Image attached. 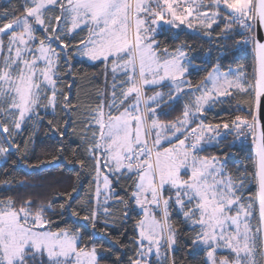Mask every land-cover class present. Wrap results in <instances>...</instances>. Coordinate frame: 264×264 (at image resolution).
<instances>
[{
	"label": "snow or ice",
	"instance_id": "1",
	"mask_svg": "<svg viewBox=\"0 0 264 264\" xmlns=\"http://www.w3.org/2000/svg\"><path fill=\"white\" fill-rule=\"evenodd\" d=\"M22 9L19 15L16 9L0 12V157L20 151L16 137L24 125L39 121V108L55 110L60 62L67 57L70 70L71 41L87 29L75 54L102 62L112 83L110 97L101 99L93 116L99 135L93 131L91 138L82 137L94 162L95 202H84L91 205L88 214L81 217L72 209L71 215L94 230L103 216L100 231L125 247L106 231L112 216L107 206L114 192L111 177H125L132 180L130 195L115 197L116 202L124 206V219L133 204L141 214L130 264H152V257L156 264H176L170 255L178 243L173 212L195 233L191 246L204 252L203 264H264V41L257 34L264 28V0H23ZM221 24L224 39L235 33L237 48H252L254 82L217 65L194 87L185 79L193 67L188 53L182 46L161 49L158 37L183 29L211 36ZM237 93L249 97L250 120L237 115L206 122L209 108ZM63 95L69 109L68 95ZM181 101V115L164 119ZM249 136L254 173L234 179L227 169L229 153L201 155L208 146L223 152ZM76 163L88 166L84 159ZM248 182H255L257 191L245 204ZM68 207L67 201L61 203L60 214ZM55 211L53 201L34 207L28 199L18 207L12 197L0 200V264H102L110 249L97 245L93 235L84 242L79 229L52 230ZM221 248L232 256L217 259ZM119 260L117 254L114 264Z\"/></svg>",
	"mask_w": 264,
	"mask_h": 264
},
{
	"label": "trees",
	"instance_id": "2",
	"mask_svg": "<svg viewBox=\"0 0 264 264\" xmlns=\"http://www.w3.org/2000/svg\"><path fill=\"white\" fill-rule=\"evenodd\" d=\"M23 0H0V12L5 9H16V15L22 12ZM220 27L214 26L211 36H205L203 31H191L183 29L179 32L170 30L163 32L158 39L162 41L161 49L168 47L173 50L183 47L188 53V58L193 65V71L186 75L192 86H196L203 80L212 68L219 66L222 70L237 68L243 73L244 81L254 82L255 59L252 48L240 49L236 47V40L240 37L235 33L229 34L224 39L220 33ZM43 35L42 31L39 33ZM87 29L79 32L71 41L69 55L73 56L69 65L65 63L67 57L61 60L60 83L55 110L51 107L39 108L40 119L35 124L24 125L21 133L16 137L20 151L13 149L0 163V200L12 197L17 206L25 200L31 199L33 206L53 201L56 206L55 213H51L53 220L52 230L71 228L79 229L87 242V237L93 235L97 245H103L110 249L103 255L102 264H114L117 254L120 257L119 264H130L129 257L136 254L134 239L137 236L136 223L141 218L138 209L132 205V211L124 219V206L116 202L115 197L127 199L132 188V180L121 177L117 181L113 176V198L109 199L107 206L112 216L107 217L109 227L106 229L111 237H119L125 247L115 243L109 236H105L100 229L104 228L103 216L97 229L80 217L71 215L72 209L81 211V217L90 212L91 205L85 207L86 201L95 202L94 162L88 160L87 143L82 142V137L91 138L93 131L97 136L98 127L93 124V116L101 103L105 87V70L102 62L88 63L75 58L74 53L81 39H86ZM64 93L68 95L69 109H65ZM249 97L244 93H237L234 97L224 99L223 103L210 108L206 115V122H220L234 119L237 115H249ZM181 102L175 105V110L170 112L166 120H175L182 113ZM90 125V126H89ZM63 133V135H61ZM232 136L228 137L231 141ZM252 138L248 137L244 143L238 141L231 148H224L223 152L215 146H208L201 153L204 156L217 155L223 157L224 152L229 153L227 169L233 178H239L241 174L254 173V161L252 153ZM55 157V159H53ZM86 160L87 167L82 168L76 160ZM73 188L76 189L73 192ZM245 189L250 197H255L257 186L255 182H248ZM71 193V199L67 194ZM103 197V199H102ZM104 200V196L100 197ZM68 202V210L60 214L59 205ZM256 218L258 219V205L256 206ZM172 222L177 229L178 243L175 252L170 254L175 258L176 264H203L205 254L200 249H193L191 239L195 235L177 213L173 212ZM256 220H253L255 225ZM152 264H156L152 257Z\"/></svg>",
	"mask_w": 264,
	"mask_h": 264
},
{
	"label": "rangeland",
	"instance_id": "3",
	"mask_svg": "<svg viewBox=\"0 0 264 264\" xmlns=\"http://www.w3.org/2000/svg\"><path fill=\"white\" fill-rule=\"evenodd\" d=\"M193 31H197V32H200L201 30H193ZM88 34V33H87ZM78 47V46H77ZM77 49V48H76ZM75 53H76V50H75ZM74 53V56H75V58H77V59H79V60H84V61H86V62H88V63H97V62H100V61H97V62H91V61H89L87 58H82V57H80L79 55H76ZM189 59V58H188ZM193 68L194 67H192V68H190V70H189V72L187 73V74H189L190 72H192L193 71ZM215 68V67H214ZM214 68H212V70L211 71H213V69ZM231 70H232V72H233V74H235V73H242L239 69H237V68H231ZM210 71V72H211ZM220 71H222V72H228L229 71V69L228 70H222V69H220ZM186 74V75H187ZM244 77V76H243ZM243 77H242V80H244L243 79ZM185 79L186 80H188V78L185 76ZM189 81V80H188ZM111 83H112V76H111V73L109 72V74H108V76H107V79H106V81H105V87H104V91H103V96H102V98H108V97H110V93H111ZM195 87V86H194ZM163 91H165V92H167L168 91V89L167 88H164L163 89ZM148 94L149 95H151V91H149L148 92ZM118 95H119V93H118ZM43 103L46 105L47 104V100L45 99L44 101H43ZM181 103H182V105H183V101H181ZM41 108H45V107H41ZM212 108V107H211ZM210 109V108H209ZM106 111H107V109H106ZM113 112L115 113V109H113ZM95 114V113H94ZM93 124L95 125V122H94V120H93ZM96 126V125H95ZM96 127H98V126H96ZM99 129V128H98ZM98 135H99V133H98ZM163 146L164 147H169L170 145L169 144H167L166 142L163 144ZM6 160V158L5 157H0V163H2V162H4ZM243 197H244V203L245 204H247L248 203V201H249V197H250V193H248L247 192V190L246 189H244V191H243ZM102 199H103V197H102ZM179 214V213H178ZM180 215V214H179ZM181 217H182V215H180ZM182 219H183V217H182ZM188 226H190L188 223H186ZM254 225V224H253ZM232 256V254L230 253V251L228 250V249H226V248H221V249H218V251H217V259H219V258H221V257H231Z\"/></svg>",
	"mask_w": 264,
	"mask_h": 264
},
{
	"label": "water",
	"instance_id": "4",
	"mask_svg": "<svg viewBox=\"0 0 264 264\" xmlns=\"http://www.w3.org/2000/svg\"><path fill=\"white\" fill-rule=\"evenodd\" d=\"M258 38L262 41H264V28L257 30ZM255 59V55H254ZM255 71H256V61H255V68H254V77H255ZM261 124L264 125V109L261 111Z\"/></svg>",
	"mask_w": 264,
	"mask_h": 264
},
{
	"label": "built area",
	"instance_id": "5",
	"mask_svg": "<svg viewBox=\"0 0 264 264\" xmlns=\"http://www.w3.org/2000/svg\"><path fill=\"white\" fill-rule=\"evenodd\" d=\"M240 116H242V115H240ZM247 140H243V139H241L240 141H238L239 143H244V142H246Z\"/></svg>",
	"mask_w": 264,
	"mask_h": 264
},
{
	"label": "crops",
	"instance_id": "6",
	"mask_svg": "<svg viewBox=\"0 0 264 264\" xmlns=\"http://www.w3.org/2000/svg\"><path fill=\"white\" fill-rule=\"evenodd\" d=\"M187 30H189V29H187ZM191 31H193V30H191ZM202 31V30H201Z\"/></svg>",
	"mask_w": 264,
	"mask_h": 264
}]
</instances>
